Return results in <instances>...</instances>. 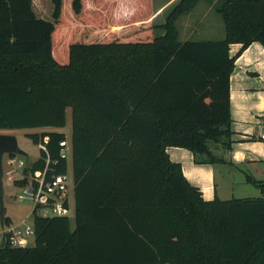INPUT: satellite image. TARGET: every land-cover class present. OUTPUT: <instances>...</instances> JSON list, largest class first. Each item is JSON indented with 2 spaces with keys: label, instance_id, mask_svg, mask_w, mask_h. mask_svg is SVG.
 <instances>
[{
  "label": "trees",
  "instance_id": "obj_1",
  "mask_svg": "<svg viewBox=\"0 0 264 264\" xmlns=\"http://www.w3.org/2000/svg\"><path fill=\"white\" fill-rule=\"evenodd\" d=\"M200 1L158 26L152 0H0V131L63 128L71 109L75 210L73 230L36 218L34 244L0 248V264H264V181L246 177L254 199L206 200L167 153L225 161L211 146L232 143L234 61L264 49V0H222L223 39L180 41ZM28 138L57 159L65 135Z\"/></svg>",
  "mask_w": 264,
  "mask_h": 264
},
{
  "label": "crops",
  "instance_id": "obj_2",
  "mask_svg": "<svg viewBox=\"0 0 264 264\" xmlns=\"http://www.w3.org/2000/svg\"><path fill=\"white\" fill-rule=\"evenodd\" d=\"M179 0H152L156 25L165 21L168 11ZM222 0H202L193 12L178 18L176 28L180 41H214L224 38L225 28L218 12L213 10ZM160 35L164 32L159 31ZM242 45L233 43L230 56H234ZM230 81V117L232 118V143L229 151L211 146V151L225 161L216 164H196L194 155L185 148L170 147L167 153L173 162L179 163L189 183L202 192L206 200L215 197L221 200L236 199L216 182L217 174L243 173L245 182L249 175L263 180L253 173L264 172V49L253 42L234 61ZM228 178H225L227 180ZM248 195V194H244ZM242 196L239 198H249Z\"/></svg>",
  "mask_w": 264,
  "mask_h": 264
},
{
  "label": "built area",
  "instance_id": "obj_3",
  "mask_svg": "<svg viewBox=\"0 0 264 264\" xmlns=\"http://www.w3.org/2000/svg\"><path fill=\"white\" fill-rule=\"evenodd\" d=\"M261 138L264 139V134ZM37 147L38 150L43 148L45 151L40 144ZM4 155L6 168L4 169L2 160V187L6 182L10 187L21 190L22 195L18 196V201L28 198L32 205L30 212L18 223H14L5 213L2 219L0 215V248L8 245L24 249L32 246L31 243L35 241L33 227L36 218H69L75 214L74 206L71 207L72 199L74 204V179L73 175H68L72 165V145L70 139L60 141L58 158L51 159L46 153L44 164L34 171L30 170L34 162L25 161L13 153ZM62 160L64 170L59 171L57 166ZM18 181L23 182L22 186L16 185Z\"/></svg>",
  "mask_w": 264,
  "mask_h": 264
},
{
  "label": "rangeland",
  "instance_id": "obj_4",
  "mask_svg": "<svg viewBox=\"0 0 264 264\" xmlns=\"http://www.w3.org/2000/svg\"><path fill=\"white\" fill-rule=\"evenodd\" d=\"M215 11V8H213ZM160 35V32H159ZM225 35V34H224ZM66 126L63 128H22L21 130H3L0 133H7L13 135L18 142V146L21 150L24 151L25 155H18L19 158H23L25 161H29L31 163L35 162L39 159V150L36 145L32 142L31 139L28 138V135L32 134H39L42 131L48 132H61L65 135V138L69 140L71 134V109L68 108L66 111ZM6 156L4 155L3 159V166L4 169ZM256 177H261L264 179V172L258 174L256 171L253 172ZM68 175L72 176V165L69 167ZM225 178H228L225 180ZM217 184L220 186L219 188H223L227 191L228 195L234 196L236 199L242 196H250L249 198H257L261 196L259 189L253 186L250 183L245 182V178L243 173H236V174H221L220 172L217 174L216 178ZM11 185L7 184L6 182L3 183L2 194L4 196V212L8 215L14 223L20 222L25 215H27L30 211V207L32 202L25 198L23 201H18V196L22 195L21 190H16ZM248 194V195H244ZM73 199L71 200V207H73ZM70 228L74 229V215H70ZM34 242L31 243L33 245Z\"/></svg>",
  "mask_w": 264,
  "mask_h": 264
},
{
  "label": "water",
  "instance_id": "obj_5",
  "mask_svg": "<svg viewBox=\"0 0 264 264\" xmlns=\"http://www.w3.org/2000/svg\"><path fill=\"white\" fill-rule=\"evenodd\" d=\"M4 153H13L17 155H25L24 151L21 150L18 146V142L16 141L13 135L7 133H0V215L1 219L4 216V196L2 194V156Z\"/></svg>",
  "mask_w": 264,
  "mask_h": 264
}]
</instances>
